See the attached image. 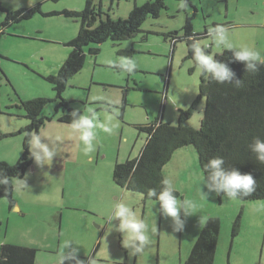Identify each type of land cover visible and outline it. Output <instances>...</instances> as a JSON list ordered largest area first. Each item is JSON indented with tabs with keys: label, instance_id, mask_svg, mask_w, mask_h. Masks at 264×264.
I'll return each instance as SVG.
<instances>
[{
	"label": "rangeland",
	"instance_id": "1",
	"mask_svg": "<svg viewBox=\"0 0 264 264\" xmlns=\"http://www.w3.org/2000/svg\"><path fill=\"white\" fill-rule=\"evenodd\" d=\"M5 8H27L42 1V12L29 19L13 22L0 36V161L16 162L21 154L23 134L19 132L28 120L22 114L21 99L39 95L54 97L52 85L45 76L57 71L71 48L68 43L80 29L78 18L62 13L66 9L81 10L86 0H0ZM148 0H95L112 18L128 16L134 4ZM181 0H166L159 18L148 17L142 32L120 41L106 40L95 56L86 54L80 72L72 76L63 96L73 99L72 108L86 112L93 108L104 120L105 111L112 113V132L97 129L93 149L84 145L68 122L59 121L56 100L43 109L53 115L39 129L45 139L59 144L58 156L43 167L33 164L27 168L28 188L13 180L15 207L7 198H0V246L3 243L27 245L37 249L35 264H58L65 240L79 247V256L86 264H185L204 222L210 216L220 219L221 230L213 264H264V199L228 200L214 193L202 198L201 168L194 146L178 149L163 168L173 181L180 199L191 200L195 208L185 219L183 232H174L171 218L163 217L159 204L143 201L142 196L115 184L112 170L116 160L136 157L147 133L138 128L161 117L177 122V109L198 95L200 73L188 55L187 41H176L171 51L170 39L163 32L179 30L186 14H192L194 32L202 34L217 24L229 29L231 41L248 45L264 54V0H190L186 9ZM5 10L0 9V21ZM198 40V39H197ZM255 40L259 43H255ZM209 44L208 36L198 40ZM134 43L130 56L136 62L132 73L122 72L109 61L118 62L121 47ZM261 47V48H260ZM209 52L223 51L215 46ZM167 80V85H166ZM125 91L126 94H125ZM125 96V102L123 98ZM17 105L20 107H17ZM203 102L193 110L188 123L198 127ZM119 198L136 211L148 225L151 243L137 257L129 256L122 247V235L111 230L109 215L114 199ZM240 215L238 233L231 235L232 223ZM200 219L203 223H199ZM116 224L118 221H112ZM156 226L157 231L152 232Z\"/></svg>",
	"mask_w": 264,
	"mask_h": 264
},
{
	"label": "trees",
	"instance_id": "2",
	"mask_svg": "<svg viewBox=\"0 0 264 264\" xmlns=\"http://www.w3.org/2000/svg\"><path fill=\"white\" fill-rule=\"evenodd\" d=\"M188 3H191L190 0ZM41 4L42 1L31 4L27 8L19 7L18 10H9L0 1V9L6 12L0 25L8 28L13 22L29 19L37 12L44 13V16L59 13L58 11L42 12ZM165 4L166 0H148L141 5L134 4L126 18L115 19L109 12L106 13L107 17L103 18L102 6L96 4L95 0H86L81 10L62 11L66 16L78 18L80 29L68 43L71 50L66 60L62 61L55 73L45 76L52 85L54 97L39 95L26 100L21 99L20 107L25 112L22 115L28 120L27 124L19 130L24 133L21 154L16 162L0 161V172L10 178L9 186L0 185V198H7L10 207L16 206L13 198V180L25 178L27 168L33 164L27 144V134L33 131L38 132L45 121L52 120L54 117L43 113L42 109L49 102L56 100L55 112H60L59 121L71 123L70 113L74 109L71 107L73 99H67L63 94L67 89L69 79L80 72L83 67L86 54L97 55L99 45L107 39L121 43L120 41L142 32L144 20L148 17L159 18L161 9L166 8ZM193 7L196 12L198 7ZM194 11L192 14H186L181 34L179 30L163 32L164 39L168 38L172 43V52L176 48V41L191 40L193 42L190 37L201 39L207 36L206 31L202 34L194 32L192 23ZM3 34L7 35L5 31ZM133 52H135L134 43L128 48H119L117 55L130 57ZM0 55L2 56L1 53ZM187 57H192L190 50H188ZM214 58L228 63L235 73L234 80H243L244 86L237 90L230 84H216L211 81L210 77L200 74L198 95L190 103L184 105V108L177 109L176 123L166 122L158 117L153 122L138 126L147 133L144 144L136 157L127 158L121 162L116 160L112 170L115 184L130 192L140 194L145 202L155 201V197L150 198L147 195L148 189H158L160 180L166 177L163 168L169 163L173 154L178 149L192 145L197 152L203 175L202 166L207 159L222 156L226 161V166L234 167L242 174L250 173L257 180L256 190L242 200L264 199V165L257 163L254 155L247 149V145L252 142L254 136L264 139V65L260 66L258 73H246L244 64L233 62L232 52L226 49L215 54ZM123 102H125V96ZM201 102L204 105L199 119L200 125L195 127L188 121L193 110H199ZM0 178L3 177L0 176ZM6 187L7 191H5ZM175 191V195L181 198L180 192L177 189ZM239 227L240 215L232 223V236L238 233ZM220 230L219 217H208L192 245L185 264H213ZM36 253L37 249L27 247V245L3 243L0 246V257L6 258V261L0 260V264H35ZM79 258L85 261V257L79 256ZM65 264H74V262L65 261Z\"/></svg>",
	"mask_w": 264,
	"mask_h": 264
},
{
	"label": "clouds",
	"instance_id": "3",
	"mask_svg": "<svg viewBox=\"0 0 264 264\" xmlns=\"http://www.w3.org/2000/svg\"><path fill=\"white\" fill-rule=\"evenodd\" d=\"M19 7L21 5L18 3L17 10ZM179 7L186 9L188 0H181ZM207 36L211 42L203 46L198 40L190 37L193 43L188 45V48L192 52L196 71L201 75L210 77L211 81L216 84H230L237 90L244 86L243 80H234L235 73L228 63L215 59V55L208 51L213 46L231 51L232 61L242 62L246 73H258L260 66L264 65V54L246 44L235 45L230 39L229 29L224 25L217 24L209 27ZM109 63L126 73H132L137 67L135 60L131 57L121 58L118 62L109 61ZM70 116L71 123L69 126L74 133L78 134L86 153L93 149L97 129L109 134L113 130L114 115L107 110L103 121L100 120L98 113L93 108H88L86 112L74 108ZM27 136L30 155L38 166L48 165L54 157L58 156L59 144L45 139L39 131L29 132ZM247 149L254 155L257 163L264 165V139L254 136L252 142L247 145ZM202 171L204 173L202 185L207 189V191L200 189V194L204 199H208L214 193L216 196L223 194V199L237 200L250 196L256 190L257 180L253 175L250 173L242 174L238 169L226 166V161L222 156L208 158L202 166ZM0 176L3 177L0 178V185L9 186L10 178L3 172H0ZM15 180L17 185L28 188L26 180L19 178H15ZM7 190L6 187L5 191ZM175 193L173 181L168 177H163L159 182L158 189H148L147 195L150 198L155 197V203L159 204L158 211L163 217L171 218L173 231L183 232L185 219L181 218V213L184 217L191 216L195 205L191 200L180 199ZM109 221L111 230L122 235V247L129 250L130 257H137L145 252L151 243V237L148 225L136 211L121 199L116 198L112 204ZM112 221H118V223L113 224ZM199 223H203V221L200 219ZM151 231L156 232L157 227L154 226ZM73 245L76 244L71 240L64 241V251L61 253L59 264H65V261L85 264V261L79 258V247ZM0 260L6 261V258L0 257ZM87 264H94V261L89 258Z\"/></svg>",
	"mask_w": 264,
	"mask_h": 264
},
{
	"label": "flooded vegetation",
	"instance_id": "4",
	"mask_svg": "<svg viewBox=\"0 0 264 264\" xmlns=\"http://www.w3.org/2000/svg\"><path fill=\"white\" fill-rule=\"evenodd\" d=\"M2 21H3V20L0 21V24H1ZM5 29H7V27L4 28L3 25H0V36L2 35L3 31H5ZM205 31L207 32V30H205ZM196 39H198V38H196ZM198 40H199V39H198ZM42 112H43V109H42ZM24 114H25V112L23 113V115H24Z\"/></svg>",
	"mask_w": 264,
	"mask_h": 264
},
{
	"label": "water",
	"instance_id": "5",
	"mask_svg": "<svg viewBox=\"0 0 264 264\" xmlns=\"http://www.w3.org/2000/svg\"><path fill=\"white\" fill-rule=\"evenodd\" d=\"M188 42H189V45L193 43L191 40H189ZM191 56H192V52H191Z\"/></svg>",
	"mask_w": 264,
	"mask_h": 264
},
{
	"label": "crops",
	"instance_id": "6",
	"mask_svg": "<svg viewBox=\"0 0 264 264\" xmlns=\"http://www.w3.org/2000/svg\"><path fill=\"white\" fill-rule=\"evenodd\" d=\"M207 32H208V30H207ZM255 43H257V45L259 44L258 42H257V40H255ZM261 48V47H260ZM49 121H51V120H49Z\"/></svg>",
	"mask_w": 264,
	"mask_h": 264
}]
</instances>
